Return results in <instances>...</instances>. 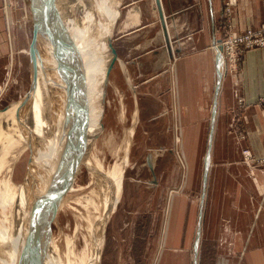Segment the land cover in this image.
Masks as SVG:
<instances>
[{"label": "rangeland", "instance_id": "374dc122", "mask_svg": "<svg viewBox=\"0 0 264 264\" xmlns=\"http://www.w3.org/2000/svg\"><path fill=\"white\" fill-rule=\"evenodd\" d=\"M35 1L4 0L8 46L7 55L0 57V118L2 117L0 121L3 120L4 114L9 116L4 117L6 120L1 122V128L6 130L0 134V154L7 145V139L12 135L9 131L12 125L17 124L16 127L22 124L25 127L30 125L28 114L18 113L17 116L15 114L21 104H26L27 100L25 103L22 101L28 92H32L33 87L31 49L35 42L39 41L37 19L40 8L44 7L43 3L37 6ZM102 1L104 0L91 2L98 5ZM114 4H121L120 14L115 17V22L105 15L103 20L107 30L104 31L108 34V29L113 27L112 48L121 58L116 59L108 73L104 132L110 133L112 130L118 140L125 137V131L136 125V133L132 151L125 150L118 158L120 162L122 158V163L128 160L123 191L116 210L105 225V244L99 263L217 264L213 259L217 248L211 244L208 230V199L205 203L206 217L203 225L206 232L199 242L198 249H195L194 245L199 224L203 164L209 143V126L206 121L183 119L185 114L180 104L185 100V96L173 89L175 85L171 72L172 55L170 59L166 55L168 48L166 37L162 38L160 35L163 29L160 26L149 25L152 15L147 11L150 7L146 0H115ZM236 6V0H226L222 23L224 33L220 40L229 37L231 32L237 36L246 34L248 30L264 29L263 22L259 27H248L239 31L238 23L234 21ZM131 9L133 13L140 9L146 12L145 15L140 13V16L132 20ZM134 22L136 23L132 24L133 26L129 25L131 27L126 28L127 23ZM137 22L143 25L136 26ZM46 28L43 27L44 31ZM163 34L165 36V33ZM42 42L39 43L40 50L43 48ZM223 48L218 47L224 60L232 61L227 50ZM149 51L153 52L152 55H148L152 59L147 60L148 65L145 68L147 75H135L131 71L134 65L132 60L144 59V54ZM158 68L169 71L149 81V77ZM135 70L138 72L137 68ZM97 72L92 66L88 74L94 83L97 82ZM101 95L102 93L99 94ZM122 103L127 110L125 123L120 120ZM13 115L14 117H11ZM12 118H16L17 122L21 121V124L16 122L7 128L5 125L12 123ZM178 135L181 137L179 141L176 139ZM126 148L128 141L125 140ZM149 154L155 171L148 165ZM34 156L31 146L21 152L11 173L15 184L13 187L30 180L27 174L28 164ZM108 156L110 160L115 159L109 154ZM78 180L84 184L89 183L90 172L85 166ZM59 216L61 223L66 225V213L62 211ZM70 219L73 221V218ZM59 226L53 223L55 233L59 231Z\"/></svg>", "mask_w": 264, "mask_h": 264}, {"label": "bare ground", "instance_id": "6f19581e", "mask_svg": "<svg viewBox=\"0 0 264 264\" xmlns=\"http://www.w3.org/2000/svg\"><path fill=\"white\" fill-rule=\"evenodd\" d=\"M91 1L95 2L35 1L37 6L44 4L37 19L42 29L35 42V85L15 114H28L30 125L16 127V118L4 124L7 128L14 125L0 154V264H100L104 228L122 196L128 162L118 158L125 150L132 151L136 125L118 140L112 130L104 132L111 50L103 18L106 15L115 22L120 8L115 0L99 2L100 7ZM53 5L58 9L55 20ZM130 15L132 19L136 12L131 9ZM171 64L173 71L175 64ZM92 66L98 71L95 83L88 76ZM80 103L86 106V126H73L72 133L71 121L77 117ZM121 106L120 120L124 121L127 110L123 103ZM8 116L4 114L2 121ZM2 121L0 134L6 130L1 128ZM71 133L76 157L66 160L64 151ZM28 146L35 155L28 164L30 180L13 187V166ZM108 154L115 159H108ZM84 166L90 172L88 184L78 180ZM62 211L67 215L66 225L59 218ZM53 223L60 225L57 233Z\"/></svg>", "mask_w": 264, "mask_h": 264}, {"label": "crops", "instance_id": "0c3cea01", "mask_svg": "<svg viewBox=\"0 0 264 264\" xmlns=\"http://www.w3.org/2000/svg\"><path fill=\"white\" fill-rule=\"evenodd\" d=\"M236 1L234 21L239 31L262 25L264 0ZM146 2L152 15L149 25L162 28L154 0ZM161 3L172 42L166 55L169 59L172 55L175 64L171 71L175 91L185 96L180 104L183 119L206 121L209 126L197 245L200 246L206 232L203 225L208 199L210 242L217 248L215 262L264 264V169L250 168L243 153L248 149L254 156H264V103L260 102L264 95V47L245 50L238 60L226 62L221 50L215 47L224 33L226 0H161ZM135 12L138 17L140 13L145 15L146 10ZM4 21V0H0V57L7 55ZM160 35L165 38L163 32ZM149 52L141 56L144 59L132 60L131 71L135 75H147V60L152 59L148 55L153 51ZM136 68L138 72L134 71ZM158 70L149 81L169 71ZM148 165L155 171L151 156Z\"/></svg>", "mask_w": 264, "mask_h": 264}, {"label": "water", "instance_id": "95a60500", "mask_svg": "<svg viewBox=\"0 0 264 264\" xmlns=\"http://www.w3.org/2000/svg\"><path fill=\"white\" fill-rule=\"evenodd\" d=\"M154 3H155L156 8L158 10V18H160V20L162 22L163 33H165V37H166V45H167V47L169 49L170 46H171V41H170V35L168 33L167 18L165 17L164 10H163V3H161V0H154ZM119 5H121V4H119ZM119 5H118V7H119ZM53 6H54V9H53L54 14L53 15H54V20H55V18L58 17V9H57V7L55 5H53ZM56 21H58V19ZM49 24H50V22H48V25ZM41 29H42L41 21H39V26H38L39 33L41 32ZM112 31H113V27L110 28V30H109V32L107 34L108 35V46H109V49L111 50V59H110L109 64H108L109 67H108V70H107V74L113 68V66H114L113 64L115 63L116 59H120L121 58V57L119 58V54L117 53V51H115L112 48V40H113V35H112L113 32ZM36 45L37 44H35L33 49H32V52H33L32 53L33 87L35 85V82H34V70H35L36 67H34V66H35V61H36V54H35L36 52L35 51H37ZM75 62H77V61H75ZM77 63H79V62H77ZM82 85H83V83H82ZM33 87H32V90H33ZM82 89H83V87L81 86L79 93L82 92ZM30 93L31 92H28L26 94L25 99L22 102H26V100L28 99L27 97H28V95ZM85 107L86 106L81 104V103H80V107L78 106V110H77L78 115H77V117H74V119H72V121H71V127L73 128L72 133L75 131V128L73 126H77L79 124H81L82 127L86 126L84 124H86V118L88 117L87 116L88 114H87V111H86ZM83 131H85V130L83 129ZM72 133L69 135L67 149L64 151V154L67 156L66 160L68 158L69 159H73V158L75 159V157H76V154H74L75 153V149H76V144H74V142L72 141L75 135H73ZM78 145L80 147V144H78ZM149 155L151 156V154H149ZM77 157H79V156H77ZM63 181H65V180H63ZM46 225H47V223H46ZM199 234H200V232H199ZM198 240H199V235L197 236V240H196V244H195L196 245V249H197V246H198L197 245L198 244ZM30 242L32 243L33 241L30 240Z\"/></svg>", "mask_w": 264, "mask_h": 264}, {"label": "built area", "instance_id": "2783aa9c", "mask_svg": "<svg viewBox=\"0 0 264 264\" xmlns=\"http://www.w3.org/2000/svg\"><path fill=\"white\" fill-rule=\"evenodd\" d=\"M232 34L229 37H223L222 40L216 43L215 47H224L227 50L230 59L238 60L240 55L248 49L255 47H264V29L251 31L248 30L246 34ZM260 102L264 103V95L260 98ZM244 159L246 163L253 168H264V156H254L248 149L243 150Z\"/></svg>", "mask_w": 264, "mask_h": 264}]
</instances>
